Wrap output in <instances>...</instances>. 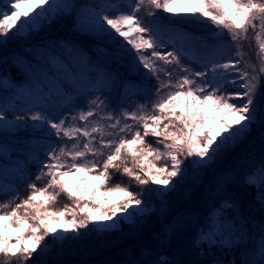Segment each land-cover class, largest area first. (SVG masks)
Returning <instances> with one entry per match:
<instances>
[{
  "label": "snow or ice",
  "instance_id": "snow-or-ice-1",
  "mask_svg": "<svg viewBox=\"0 0 264 264\" xmlns=\"http://www.w3.org/2000/svg\"><path fill=\"white\" fill-rule=\"evenodd\" d=\"M191 3L192 0H120L75 5L66 0H3L0 48L10 41L30 38L46 23L79 7L74 28L107 39L114 46L111 50L97 48L99 56L124 57L130 62V74L143 75L157 83L145 92L146 96L149 92L155 94L149 102L150 111L149 104L142 103L135 110L123 109L114 115L115 110H109L102 98L109 75L102 71L92 75L97 66L80 44L56 39L36 46V64L28 66L29 83L15 93L17 98H30L31 106L27 110L13 108L9 119L13 106L0 104V130L25 128L36 134L20 151H27L28 160L36 165L35 180H47L38 187L29 177V193L21 198L20 184L9 179L6 167L0 165V264H35L34 254L46 257L53 249L83 240L90 233L117 229L121 222L137 227L148 212L145 193L166 195L175 191L174 178L185 174L184 160L194 157L193 165L209 167L244 143L254 126L264 128V0H195L197 6L186 11L184 5ZM24 4L29 10H20ZM161 11L170 15L161 16ZM176 16L180 21L173 19ZM178 22L201 24L216 41L210 45L201 40L200 48L207 51L193 60L198 69L185 63L193 59L196 49L185 51L184 33L173 29ZM250 30L258 70L243 51ZM177 40L181 41L180 47ZM169 45L171 50L161 51ZM233 52L235 59H224L225 53L231 56ZM171 65L175 67H167ZM141 67L146 72H141ZM177 70L185 74L173 79ZM3 86L15 87L9 83ZM229 86L233 91H228ZM124 87L138 86L126 80ZM81 95L94 98L88 99L84 107L74 102ZM70 108H78L77 115L70 118L79 120V126L68 123L65 113ZM96 116L110 123L103 125L89 119ZM121 117L133 123L122 124ZM106 128L112 131L106 132ZM106 136L115 138L105 139ZM148 136L156 138L155 146L146 139ZM261 142L264 144V133ZM0 158L11 159V152L0 146ZM78 173L99 181V185L69 187L65 178ZM116 173L135 181L140 191H132L122 182L111 183ZM240 182L255 189V199L264 211V160L252 166ZM149 183L163 188L146 189ZM61 195L70 203L55 207ZM111 197L115 199H108ZM56 223L62 225L61 229L51 227ZM257 223V233H250L239 200L225 197L199 227L192 246L201 256L209 257L215 255L214 248L232 251L254 239L255 246L245 252L240 264H264V221ZM12 232L18 235L13 237ZM174 232L167 226L164 239H170ZM155 264L180 262L161 255ZM207 264L225 262L217 257ZM230 264H236L235 260Z\"/></svg>",
  "mask_w": 264,
  "mask_h": 264
},
{
  "label": "trees",
  "instance_id": "trees-1",
  "mask_svg": "<svg viewBox=\"0 0 264 264\" xmlns=\"http://www.w3.org/2000/svg\"><path fill=\"white\" fill-rule=\"evenodd\" d=\"M45 30L43 28L38 34H35L37 39L43 37L42 34L46 33ZM50 39L52 37H47V40ZM69 40L80 44L88 52L97 66V72L92 73L93 76L101 71L108 73L109 78L110 75L115 74L117 57L99 56L96 52L97 48L111 50L108 44L102 42V39L90 35L81 37L77 35ZM246 59L255 63V59L248 52H246ZM6 62L4 59L2 62L0 61V76H7L6 80L9 84H20L23 79L22 75L16 68L6 67ZM117 73L116 77L119 75L121 79L118 80L117 88L112 90L103 88L102 90V98L106 99V102L110 103L114 110H118L120 105L124 106L133 99L142 104L146 90L155 86L152 84V80L144 83L128 73H119V70ZM126 80H132L138 86L135 88V95L131 90L124 89ZM152 94L153 97L150 100L155 99L154 92L149 93V95ZM83 98L84 96L81 95L79 100L74 102L78 103ZM148 110H151L150 104ZM140 130L143 131L142 128ZM261 133H264V128L254 126V130L244 143L223 154L209 167L195 166L194 169H191L192 166L189 165L188 159L184 161L188 164L185 176L180 180L174 178L175 191H169L166 195H158L155 192L145 193L144 200L149 212L139 220L137 227L133 228L129 224L121 223L120 227L112 232L90 233L83 240L68 242L60 248L53 249L46 257H34L35 264H155L161 255L167 256L170 260L179 261L180 264H201V261L207 264L208 261L217 257L222 259L225 264H230L232 260H235L236 264H240L241 259L245 258V252L255 246L254 239L246 241L245 246L232 251L214 248L215 255L209 257L201 256L199 250L192 246V240L199 227L205 224L207 217L214 212L221 200L231 196H235L239 200L240 212L249 221L250 233H257L259 227L257 222L264 221V211L260 209L255 199V189L243 186L240 181L252 166L264 160V144L261 142ZM0 137L4 138L2 141H6V148L14 158L19 159L24 156L25 152L21 153L20 149L25 146L10 143L6 135L2 134ZM146 139L155 146L156 138L148 136ZM0 160L1 164L4 160L2 158ZM157 163L162 162L158 161ZM27 170V175L14 171L9 173L12 180L20 184L21 198H25L29 193L27 188L29 177L38 187H43L47 180L45 177L36 181L35 170L30 168ZM90 181L93 182L91 179ZM116 182L130 185L132 191H140L135 181L119 173L114 174L111 181V183ZM75 187L80 188L81 181L72 188ZM145 188L153 189V186L149 183ZM38 199L42 200L43 198L38 197ZM65 203L70 202L61 195L58 203L54 206L62 207ZM253 223L257 224L256 228L252 227ZM167 226H171L175 230L170 239H164Z\"/></svg>",
  "mask_w": 264,
  "mask_h": 264
},
{
  "label": "rangeland",
  "instance_id": "rangeland-1",
  "mask_svg": "<svg viewBox=\"0 0 264 264\" xmlns=\"http://www.w3.org/2000/svg\"><path fill=\"white\" fill-rule=\"evenodd\" d=\"M66 2L68 3H72L75 5H99L102 2H108V3H112V2H120V0H66ZM3 6V0H0V7ZM197 6L195 4V0H192V3L189 5H184L185 10L187 11L189 8L191 7H195ZM21 11H26L29 10V6L27 4H24L21 6ZM80 11V8L77 7L75 9H71L69 10L68 13L61 15L58 19L55 20V22L51 23V24H45V26L43 28H45V34L43 33V37H40V39H37L36 35L34 34L33 36H31L28 39H19V40H13L10 41L8 43L7 46L0 48V61L2 62L3 59L6 60L7 62V66L6 67H14L16 68L19 73L22 75L23 79L21 81L20 84L14 85L15 88H10V89H6L3 84L7 83V80H4L3 78H5V76H0V104H4V103H9L11 104L13 107L9 109V119L12 118L13 115V108L14 109H25L27 110L30 106H31V100L30 98L27 97H20L17 98L15 93L17 92L18 89L24 88L28 85L29 83V72H28V66H34L36 64V60H35V55H36V51H37V47L38 45H42L44 43H46L47 37L51 38L50 40H56V39H67L69 40L71 37H76L78 36H88L89 34L87 33H81L78 29L74 28V22L76 21V14L77 12ZM112 14V13H110ZM161 16L164 17H168L170 14L168 13H163L162 11L159 13ZM141 15V14H138ZM145 19H148L147 17H145ZM173 19H176L177 21H180V17L176 16L173 17ZM203 20V18H201ZM205 23H208L207 21H205ZM105 27H107L105 25ZM173 29L175 32H182L184 33V40H183V47L185 48V51H190L192 49H196V51L193 53V59L192 60H185V63L188 64L189 67L194 68V69H198L199 65H197L196 63L193 62V60L195 58H200L202 56L203 53H205L207 51V49H201L200 48V42L201 40H203L205 43H208L210 45L215 44L216 41L210 38V32L208 29H205V27L201 24H196V23H180L178 22L177 24L173 25ZM111 31V30H109ZM38 34V33H36ZM113 35L116 36L117 40H122L121 37H119L118 35H116L115 33H113ZM94 38H100V37H96L93 35H90ZM225 37H227V34H225ZM253 37V33L251 32V30L249 31V40L245 41L243 43V51L248 52L249 55H251L253 57V59H255L254 53L256 51V45H255V41L252 38ZM37 39V40H36ZM102 39L103 43H106L110 46V48L112 49L114 46L112 45V42L104 39V38H100ZM177 47L181 46V41L177 40L176 41ZM125 47L130 49V45H127L125 43ZM171 50V45H169L168 47H165L163 49H161V51L163 52H167ZM133 51V55H135V51ZM235 59V55L234 52L231 56H229L227 53L224 54V59ZM117 64H115L116 68H115V74L110 75L109 78V82L104 86V88H107V90H112V89H116L117 88V83L118 80H121L119 75L116 77L117 71L119 70V73H129L128 68H129V61L124 58V57H117ZM5 63V64H6ZM162 64V62H157ZM257 64V70L259 69V64L256 62ZM167 67H175V65H171V66H167ZM7 71V70H6ZM53 74H55V70H52ZM141 72H146V70H144L141 67ZM185 73H181L178 70L174 73L173 79H175L176 76H182ZM136 78H138L139 80H142L144 83L148 81V79L145 78V76L143 75H139V74H130ZM114 76V77H113ZM7 77V76H6ZM153 83L156 85V80L152 79ZM125 90H131L132 92H135L136 89H126ZM168 89H164V92H167ZM228 91L231 92L233 91V89L229 86ZM150 93V92H149ZM152 93V92H151ZM153 94L152 95H145V98L143 99L144 104H148V102L150 101V99H152ZM94 98V96H88L87 98H83L80 102H78L79 105L86 107L87 106V100ZM104 99V98H103ZM106 101V99H104ZM110 106L109 110H113V107L110 105V103H108ZM128 104V105H127ZM125 104L124 106L119 107L118 110L114 111V115H119V112L123 109H128V110H135L137 108V105L141 104L139 103L136 99L130 100L129 103ZM78 113V108H70L66 111V115L69 116V120L68 123H73L77 126L80 125V121L76 120V121H72L71 120V116L72 115H77ZM92 121H96L98 120L101 124L103 125H107L108 123H110V121L104 119V120H100L99 116L96 117H92L89 118ZM234 119V118H233ZM29 124H31V121H28ZM121 123H129L132 124L133 121L131 120H127L125 121L123 119V117H121ZM106 132L107 131H112L111 129H105ZM6 135V138L8 139V141L12 144H17L20 146H26L25 142L28 141L29 139H33L36 134L31 130V129H25V128H21V129H17L14 132L13 131H7V130H0V136L1 135ZM115 137H108L106 136L105 139H113ZM4 138L0 137V146L2 147H7L6 141H2ZM67 143H72L71 141H67ZM19 147V146H18ZM19 149V148H18ZM17 154V153H16ZM4 161L1 163L2 166L6 167L7 173H8V178L12 179L9 175V173L11 172H16V173H20L23 175H27L28 173V168L35 170V173L37 174V168L36 165L31 163L28 160V153L27 151H25V154L22 158L16 159L11 155V159H4L2 158ZM195 159L193 158H188L189 161V165L192 166L191 169L195 168V165H193L191 163V161ZM1 161V160H0ZM184 161H187L184 160ZM0 164V165H1ZM170 164V161H169ZM188 164L184 163L182 165V167H184L185 169L187 168ZM10 168H12L13 170H11ZM185 176V174H184ZM183 176V178H184ZM81 178L83 179V183H81V189L84 188H91L94 187L96 185H99V181H90V177L85 175L84 173H78L75 176H71V177H67L65 178L66 183L69 185V187H73L76 184H78L81 181ZM181 177H176L175 180H180ZM153 189H162L163 186L161 185H153ZM85 200L88 199L87 195H85ZM108 199H115V197H111ZM149 212V211H148ZM147 212V213H148ZM213 213V212H212ZM95 215V213L93 214ZM122 224H128V223H124L121 222ZM52 228H55L57 230L61 229L62 225L60 223H56V224H52L51 225ZM120 227V226H119ZM118 229V228H117ZM116 229H109L106 232H112ZM11 236L15 237L16 235H18V233H10ZM35 258H37V256H34Z\"/></svg>",
  "mask_w": 264,
  "mask_h": 264
}]
</instances>
